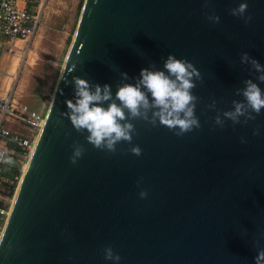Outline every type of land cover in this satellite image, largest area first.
I'll return each mask as SVG.
<instances>
[{
	"label": "water",
	"instance_id": "water-1",
	"mask_svg": "<svg viewBox=\"0 0 264 264\" xmlns=\"http://www.w3.org/2000/svg\"><path fill=\"white\" fill-rule=\"evenodd\" d=\"M241 2L248 24L229 11ZM242 52L264 65V0H84L0 232V264H254L264 248V109L247 124L214 123L243 99L235 90L245 79L264 91ZM169 54L201 72L199 129L177 136L133 120L136 156L127 142L115 153L94 148L61 115L72 76L109 84L114 96L141 69L163 70ZM77 141L86 150L72 164ZM109 245L118 262L104 259Z\"/></svg>",
	"mask_w": 264,
	"mask_h": 264
},
{
	"label": "clouds",
	"instance_id": "clouds-1",
	"mask_svg": "<svg viewBox=\"0 0 264 264\" xmlns=\"http://www.w3.org/2000/svg\"><path fill=\"white\" fill-rule=\"evenodd\" d=\"M247 9L248 4L241 2L229 11L248 24L252 17L246 15ZM205 18L213 24L220 21V17L214 13H205ZM240 63L250 65V71L257 74L256 80L264 83V65L257 59L242 52ZM121 76L127 81V73H121ZM199 80H202V75L197 67L186 58H177L174 54L168 55L163 70L156 69L154 65L141 69L135 82L118 85L114 96L109 84L93 85L85 78L72 76L70 82L74 86V98L65 101L67 111L61 115L70 119L78 133L87 132L85 140L94 148L115 153L118 144L127 142L130 145L127 151L140 156L142 149L139 145H132L136 133L133 120H143L153 126H166L177 136L201 127L195 113L198 97L192 91ZM243 84V87L235 90V94L243 99L232 100V107L222 113L217 111L214 123L221 128L227 120L233 126L247 124L264 109V91L259 84L251 78L245 79ZM215 106L214 101L208 107L215 109ZM259 134L258 128L253 130V135ZM241 142L246 141L241 138ZM72 147L69 160L76 164L86 149L78 141ZM139 196L145 198L147 191L141 190ZM103 256L105 260L114 262L121 259L110 245L103 248ZM254 264H264V248L258 249Z\"/></svg>",
	"mask_w": 264,
	"mask_h": 264
},
{
	"label": "rangeland",
	"instance_id": "rangeland-1",
	"mask_svg": "<svg viewBox=\"0 0 264 264\" xmlns=\"http://www.w3.org/2000/svg\"><path fill=\"white\" fill-rule=\"evenodd\" d=\"M83 1L46 0L38 32L33 38L30 47L27 49L26 43L17 41V47L10 54L9 60H5L4 67L6 66V69L10 68L9 63L12 60L9 73H13L12 66L15 60L17 61L16 71H14L18 75L15 85L17 97L29 107L43 114V116H45L50 103L52 92L81 10L80 5ZM4 67L0 63V70L3 71L0 72V79L3 76ZM13 129L23 135H29V132L22 129L20 125L13 127ZM37 135L38 132L30 137V145L34 144ZM28 158L29 156L23 160H16L20 173H22ZM20 176L21 174L18 176L17 184ZM0 189L1 192L6 189L3 183H0ZM14 192L10 197L11 199L14 196ZM3 224L4 222L0 223V232Z\"/></svg>",
	"mask_w": 264,
	"mask_h": 264
},
{
	"label": "built area",
	"instance_id": "built-area-1",
	"mask_svg": "<svg viewBox=\"0 0 264 264\" xmlns=\"http://www.w3.org/2000/svg\"><path fill=\"white\" fill-rule=\"evenodd\" d=\"M44 2L45 0H0V55L14 50L18 40L26 43L27 49L30 47L39 29ZM17 79L16 72H5L0 83V165H16V160L29 156L30 137L39 132L44 121L43 114L17 97ZM17 125L27 130L29 135L14 130L13 127ZM15 179L18 180V177L15 176ZM4 182L12 185L13 179L0 175V183ZM10 197L9 189L0 191V223L5 221L9 212L12 201Z\"/></svg>",
	"mask_w": 264,
	"mask_h": 264
},
{
	"label": "trees",
	"instance_id": "trees-1",
	"mask_svg": "<svg viewBox=\"0 0 264 264\" xmlns=\"http://www.w3.org/2000/svg\"><path fill=\"white\" fill-rule=\"evenodd\" d=\"M80 7H82V4L80 5ZM20 174H21L20 169L17 164L16 165H0V175L8 179H13L12 185H7V183L5 182L3 183V186L9 189L10 196L13 194L15 185L17 184V180L15 179V176L18 177Z\"/></svg>",
	"mask_w": 264,
	"mask_h": 264
},
{
	"label": "crops",
	"instance_id": "crops-1",
	"mask_svg": "<svg viewBox=\"0 0 264 264\" xmlns=\"http://www.w3.org/2000/svg\"><path fill=\"white\" fill-rule=\"evenodd\" d=\"M46 1V0H45ZM45 3V2H44ZM43 6H44V4H43ZM43 12H44V7H43V10H42V14H43ZM18 41H20V40H18ZM32 43V42H31ZM17 46V45H16ZM13 52V50L11 51V52H4L2 55H0V63L1 64H3V67H4V63H5V60H9V58H10V54ZM28 54V53H27ZM12 61V60H11ZM11 61H10V63H9V65H10V68H11ZM30 61H32V60H30ZM29 61V62H30ZM16 60H15V62H14V64H13V66H12V72L14 73V71H16ZM10 68H8V69H6V66L4 67V73L5 72H9V70H10ZM0 71H2V70H0ZM3 72V71H2ZM3 73V74H4ZM3 80V76L1 77V79H0V81H2Z\"/></svg>",
	"mask_w": 264,
	"mask_h": 264
},
{
	"label": "bare ground",
	"instance_id": "bare-ground-1",
	"mask_svg": "<svg viewBox=\"0 0 264 264\" xmlns=\"http://www.w3.org/2000/svg\"><path fill=\"white\" fill-rule=\"evenodd\" d=\"M36 139H37V136H36ZM36 139H35V141H36ZM35 141H34V142H35ZM32 150H33V145H31V151H32ZM25 166H26V164L24 165V169H25ZM24 169H23V170H24Z\"/></svg>",
	"mask_w": 264,
	"mask_h": 264
}]
</instances>
